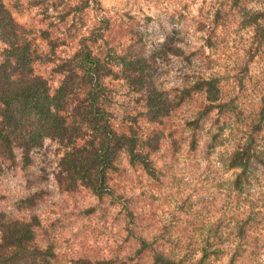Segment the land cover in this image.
Here are the masks:
<instances>
[{
    "label": "rangeland",
    "instance_id": "1",
    "mask_svg": "<svg viewBox=\"0 0 264 264\" xmlns=\"http://www.w3.org/2000/svg\"><path fill=\"white\" fill-rule=\"evenodd\" d=\"M83 43L109 72L112 129L154 139L137 148L152 174L120 148L98 196L65 189L53 140L27 161L0 150V221L35 222L56 264H264V0H0L10 79L27 55L53 91ZM253 124L262 164L240 176Z\"/></svg>",
    "mask_w": 264,
    "mask_h": 264
},
{
    "label": "trees",
    "instance_id": "2",
    "mask_svg": "<svg viewBox=\"0 0 264 264\" xmlns=\"http://www.w3.org/2000/svg\"><path fill=\"white\" fill-rule=\"evenodd\" d=\"M31 61L27 55H17L16 65L11 68L13 79L6 74L7 68L0 71V150L7 157L18 148L22 160L27 161L45 139L53 140L63 148L59 170L64 174L65 189L79 184L98 196L107 190L106 172L114 169L120 148L131 163L142 160L144 169L152 174L148 160L137 148H153L154 139L138 145L135 135L118 134L112 129L111 116L101 107L106 100L103 79L109 72L105 73L84 43L72 58L58 66L64 75L53 91L45 78L33 74ZM137 72L134 70L133 79L138 78ZM200 84L213 104L218 98L217 83L210 79ZM259 128L253 124L233 155L242 171L240 176L245 175L251 162L262 164L254 138ZM34 227L33 221H0V264H56L51 248L34 243Z\"/></svg>",
    "mask_w": 264,
    "mask_h": 264
}]
</instances>
